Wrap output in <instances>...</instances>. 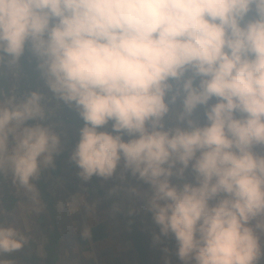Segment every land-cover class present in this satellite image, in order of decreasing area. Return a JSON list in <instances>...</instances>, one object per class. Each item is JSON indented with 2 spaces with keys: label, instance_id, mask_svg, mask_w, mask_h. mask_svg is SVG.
<instances>
[{
  "label": "clouds",
  "instance_id": "9594fccd",
  "mask_svg": "<svg viewBox=\"0 0 264 264\" xmlns=\"http://www.w3.org/2000/svg\"><path fill=\"white\" fill-rule=\"evenodd\" d=\"M24 58L52 95L0 86V174L52 173L55 99L79 174L135 178L183 264L264 261V0H0V69Z\"/></svg>",
  "mask_w": 264,
  "mask_h": 264
},
{
  "label": "crops",
  "instance_id": "0c3cea01",
  "mask_svg": "<svg viewBox=\"0 0 264 264\" xmlns=\"http://www.w3.org/2000/svg\"><path fill=\"white\" fill-rule=\"evenodd\" d=\"M33 69V72L37 71L36 66ZM65 113L62 119L50 118L48 122H51L55 131L61 134V140H64L62 141L63 148L71 150L79 139V129L82 127L83 121L73 109H68ZM56 156L59 158V154ZM79 172L80 170L74 163L70 166L66 164V167L62 166L59 170L57 183L67 191L77 190V193L82 191L80 194L83 196L81 202L84 213L83 218L84 220L86 218L88 221L86 227L105 222L108 224L109 235L106 237L108 238L113 232L124 233L125 227L120 224L122 221H130L137 217L141 222L145 220L148 224L145 227V231L142 228L139 230L135 226L136 234H138L136 237L142 240L145 237H149L150 239L156 238L157 240L158 237L156 235H159V229L156 223L154 228L150 226L151 217L145 206V200L140 195L143 191L141 186H137L138 181L135 178L129 174H123L121 169H118L116 174L110 178L93 176L88 180H85ZM131 191H134L132 194L134 200L124 202L120 193ZM65 200L66 197L64 200L62 198L52 199L49 197V200L46 201L48 206L45 205L47 207L46 209L51 210V215L54 219V224L51 225H59L61 224L60 219L65 218L67 220L65 222L68 227L67 231L72 238L68 242L65 241L61 237V232L55 227H53L50 233L46 231L40 234L39 238L43 244V249H41L40 253V264H53L57 262L59 264H90L89 261L91 258L87 253V255H84L86 261H82L81 249L77 243V236L81 232V227L78 222L80 215L67 211ZM41 218L43 222L44 217ZM111 221H116V223H112ZM15 232L17 233V231ZM140 235L142 238L139 237ZM32 236V233H30L26 239L29 240ZM47 241H50L49 245H46ZM142 243L145 244L144 241ZM61 246H64L66 250H60ZM174 264L183 263L174 261Z\"/></svg>",
  "mask_w": 264,
  "mask_h": 264
},
{
  "label": "rangeland",
  "instance_id": "374dc122",
  "mask_svg": "<svg viewBox=\"0 0 264 264\" xmlns=\"http://www.w3.org/2000/svg\"><path fill=\"white\" fill-rule=\"evenodd\" d=\"M26 60L27 58L22 59L21 63L25 62ZM34 65L29 67V71L30 73H32L31 79H34L37 75V73L34 74L33 72ZM71 151L72 149L66 150L65 148H63V150L59 153V155L62 154V152L65 153V155L62 157L65 163L63 165L60 164L63 167H66V164L67 166L73 164V162L70 160ZM56 159L57 156L54 157V163L51 165V167H54V164H56ZM48 167L49 169H51L50 166ZM58 177V174H52L49 172V170L46 174L43 172V178L48 184L46 189L48 191L47 193L49 194L48 198H62V200H64L65 197H67L70 193H77V190L67 191L60 187L57 183L59 179ZM137 186H141L142 191L144 190L143 186L139 182ZM81 192L82 191H80V193ZM133 193L134 191L121 192L120 195L123 201L127 202L130 200H134L132 195ZM29 194L32 195V199L23 196H21L20 198L18 195L13 193V199L15 200L14 202H11L13 199L12 197H10V202L0 205V213L6 215L0 217V228H13L15 231H17L16 239L23 241L22 247L18 250H14L11 252L0 251V264H12V261L13 264H40V253L41 249H43V244L41 243V240L39 238L40 234L46 231L50 233V231L53 230V227L61 232V237L65 241L68 242L72 238V236L69 235L67 231L68 227L65 224L67 220L65 218H61V224L51 225L54 224L51 210L46 209L47 207L45 205L44 199L39 196L40 193L38 194L36 190H30ZM8 195V190L6 188L0 187V196L6 198L8 197ZM80 197L83 199L82 195H80ZM66 201L67 203L72 202L71 199H68ZM83 214V211L81 214H79L80 217H78V222L80 225H84L86 229V224H88V221L86 220V218L84 220ZM149 214L151 217L150 226L154 228L155 222L150 212ZM41 216L44 217L43 222L38 220V218ZM11 219L12 222H14V226H9L8 224L10 223ZM5 220H7V224H5ZM142 221L143 222L138 220L137 217L130 221H122L120 224L122 226L124 225L125 227L124 233L113 232V234L109 236L110 238L108 237L104 241L98 243L93 242L91 244V251L87 253L88 256L93 260V263L91 264H174V261L182 262L176 255L175 240L169 237L160 236V229L158 225L157 227L159 229V235H156V237L159 238H157V240L156 238L150 239L149 237H145L144 240H142L136 237L138 236V234H136L135 226L138 227L139 230L142 228V230L145 231V227L148 224L145 220ZM111 222L116 223V221ZM23 230L25 231L22 232ZM30 233H32L33 236L29 240H27L26 238ZM139 237L142 238L141 235ZM142 241H144L145 244H143ZM49 244L50 241H47L46 245ZM60 250L65 251L66 248L64 246H61ZM13 253H16L15 256H18L17 259L13 260L12 258L11 260L9 259V257L14 256ZM54 264H59V262Z\"/></svg>",
  "mask_w": 264,
  "mask_h": 264
},
{
  "label": "built area",
  "instance_id": "2783aa9c",
  "mask_svg": "<svg viewBox=\"0 0 264 264\" xmlns=\"http://www.w3.org/2000/svg\"><path fill=\"white\" fill-rule=\"evenodd\" d=\"M33 63H29L28 59L25 62H22L18 68L14 69H0V86H2L7 92H11L13 88H16L18 90V94L23 95L24 93H27L31 90L39 89L41 91H44L47 95V97L51 98V93L47 91V89L44 87L43 80L40 79L38 70L34 72V74L37 73L34 79H31V74L29 71V67L33 66ZM46 107L49 109L51 115L50 118L55 119H62L64 116V113L70 109L67 105H64L61 101H56L55 99H49L46 100ZM48 119V120H49ZM44 121V123L51 124V122ZM38 121H32L30 123H37ZM43 170H48V167L43 168ZM39 177V175H38ZM38 177L33 178V180L30 182V186L25 187L20 185L18 182H13V178L11 173L8 174H0V187L6 188L9 192V197H12L13 199V193L18 195L20 198L28 197L31 199V196L29 194V191L36 190L38 191ZM80 193H70L66 200L71 199V203H67L65 200L66 208L70 213H82V198L80 197ZM8 201V200H7ZM5 197L0 196V205L7 202ZM35 203V202H33ZM1 216H6L5 214L0 213Z\"/></svg>",
  "mask_w": 264,
  "mask_h": 264
},
{
  "label": "trees",
  "instance_id": "16d2710c",
  "mask_svg": "<svg viewBox=\"0 0 264 264\" xmlns=\"http://www.w3.org/2000/svg\"><path fill=\"white\" fill-rule=\"evenodd\" d=\"M35 64V63H34ZM35 66V65H34ZM64 156V153L60 154L59 155V159L57 158V162L56 164H54V167H51L50 171L57 175L59 173V170L60 168L62 167V165L65 163V161L63 160V157ZM62 164V165H60ZM38 185L40 186V197H42L45 201V204H46V201L49 200L48 198V191L46 190L47 189V186L48 184L46 183V181L44 180L43 176H42V173L40 172L39 174V177H38ZM14 200V199H13ZM15 201V200H14ZM47 205V204H46ZM48 206V205H47ZM42 217V216H41ZM39 217L38 220L41 221L42 218ZM20 220V218H19ZM14 221V220H13ZM21 222V221H20ZM14 222H12V219L10 221L9 226H14L13 224ZM5 224H7V220H5ZM4 224V225H5ZM24 227V226H23ZM81 227V232L78 234L77 236V243L81 249V253H82V261L85 262L86 259L84 258V255L88 252L91 251V244L94 242L98 243L102 240H104L108 235H109V232H108V224L105 223V222H100V223H97L93 226H89L85 229V226L84 225H80ZM25 230H23L22 232H24ZM4 252V251H3ZM14 256H10L9 259L13 260L14 259H17V256L16 253L14 254ZM13 263V261H12ZM89 263H93V260L90 259ZM54 264V263H53ZM261 264H264V261L261 262Z\"/></svg>",
  "mask_w": 264,
  "mask_h": 264
}]
</instances>
